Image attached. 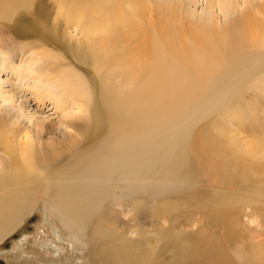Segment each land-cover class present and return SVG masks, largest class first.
<instances>
[{
	"label": "bare ground",
	"instance_id": "6f19581e",
	"mask_svg": "<svg viewBox=\"0 0 264 264\" xmlns=\"http://www.w3.org/2000/svg\"><path fill=\"white\" fill-rule=\"evenodd\" d=\"M150 1H68L49 31L43 19L40 27L34 25L35 13L30 24L23 15H11L13 6L33 11L34 0H0V38L28 37L26 50H44L40 76L60 89L47 93L54 102L63 87H73L59 99L58 121L30 126L16 119L11 131H0V240L35 206L39 190L52 189L50 202L64 225L88 240L99 227L120 243L117 251L124 250L113 258L109 253L111 259L97 254L93 264H167L158 247L138 248L147 228L137 213L154 202L164 207L174 189L199 185L189 151L196 124L213 122L228 151L248 169L258 165L264 172V0H202L200 13L201 0H167L162 36L152 30ZM54 42L78 50L87 79L78 68L62 69L76 62L46 58L51 57L47 43ZM245 94L256 99L252 108ZM70 101L77 111L68 109ZM259 183L248 194L221 189L215 205L245 210L254 222L264 212V183ZM115 205L131 214L126 227L112 220ZM229 223L218 235L221 264H264V245L246 249L243 243L233 250L237 257L229 253L234 234L243 231L239 221Z\"/></svg>",
	"mask_w": 264,
	"mask_h": 264
},
{
	"label": "rangeland",
	"instance_id": "374dc122",
	"mask_svg": "<svg viewBox=\"0 0 264 264\" xmlns=\"http://www.w3.org/2000/svg\"><path fill=\"white\" fill-rule=\"evenodd\" d=\"M34 1L35 9L33 11L20 6H13L10 10L11 15L15 18L17 15H23V21L30 24V18L35 16V13L36 16L33 19L38 20L33 22L34 25L40 27L39 19H43L45 30L52 31L57 24L55 20L58 11L65 10L66 5L70 3L68 1L72 0ZM38 2L42 7L38 5ZM151 2L150 18H152L150 21L151 26H153L152 30L155 31L156 36H162V34L167 33V0H151ZM202 3L201 0L197 5L199 13L202 10ZM143 5L144 9L147 10L146 3ZM195 7L196 5H192L193 9ZM28 18L29 20H27ZM1 21L2 18H0ZM71 28L74 30V27ZM11 37L3 40L0 38V131L2 129L5 132L11 131L12 121L14 122L16 119L30 126H34L37 122L47 124L51 121H58L63 114L58 103L59 99L71 95L73 87H63L64 93L57 98V102H54L50 94H59L60 89L55 87L54 82L47 81L45 76H40V71L43 68L41 64L43 56H45L44 50L38 48L28 51L24 45L30 43V38L14 37L13 35ZM47 45V51H49L48 49L51 50V57L46 55L47 59L52 62L53 59L66 57L69 61L76 62L77 65L72 64L71 66L65 63L62 69L68 71V68H78L86 75L83 71L86 65H81L78 61V50L67 49L64 47L65 45L61 46L55 42L47 43ZM59 52L64 56L54 57ZM89 69L93 70L90 65ZM85 78L87 79V75ZM73 98L76 101L79 94L74 95ZM245 100L249 108H252L254 101H256L248 94H245ZM75 101L67 102L71 103V106L68 107L69 110L75 108L77 111ZM221 120L225 119L221 118ZM221 126H226V124L222 122ZM190 138L189 151L195 161L201 181L191 191L180 188L168 193V198L163 200L165 201L164 207L157 206V202H154V205L146 204L140 208L137 213L139 224L145 220L146 225L143 226V229H147L143 232V236L141 235L143 239L138 240L140 244L136 242L138 248L158 247L164 257V259L162 258L163 263L166 262L167 264H190L191 262V264H221L220 250L222 252L224 249H221L223 244L219 243L223 239L221 240L218 235L226 232L230 221L235 222L236 220L239 221L243 231L239 230L236 233L237 236L239 234L238 238L234 234L233 238L235 239H229L230 242H235L228 246L231 255L234 254L233 250L242 246L243 243L246 245L244 244L242 247L246 249L247 247L255 249L263 246L264 242L260 245L256 243L264 238V212L260 214L261 216L259 215L258 220L252 222L251 217L254 218V216L245 217L247 213H244L245 210L241 211V209L231 206L218 208L214 202L217 200V191L221 189L229 192L242 190L246 194L248 191L255 190L253 186L257 187L259 182L264 183V179L261 180L263 170L258 165H255L253 169H248L241 158L228 151L214 132L213 122H208L205 125L196 124ZM205 139L209 140L208 144L205 143ZM2 152L3 149L0 148V154ZM216 159L219 160V164L215 163ZM254 181L258 182L257 185H252L256 184ZM251 188L253 189L249 190ZM189 191L190 193H188ZM52 193V189L49 192H46L45 189L39 190L35 206H32L33 208L23 216L21 222L12 232L0 240V264H93L91 262L92 257H96L100 253L107 259H111L117 252L124 251H117L120 243L106 238L104 236L105 230L99 227H95L93 230L92 238L94 237V240H88L64 225L57 210L51 205ZM115 209L117 214L112 220L118 223V227H126L131 214L128 213L126 207L120 205H115ZM218 212L221 214L220 216L216 215ZM145 244L147 245L145 246ZM251 244L254 247L253 245L250 246ZM132 245L135 246L134 242ZM109 253L110 255L113 254L111 258L107 257ZM233 256L237 257V255Z\"/></svg>",
	"mask_w": 264,
	"mask_h": 264
}]
</instances>
